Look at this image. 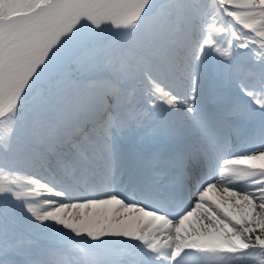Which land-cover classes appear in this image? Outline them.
Listing matches in <instances>:
<instances>
[{
	"label": "snow or ice",
	"instance_id": "obj_1",
	"mask_svg": "<svg viewBox=\"0 0 264 264\" xmlns=\"http://www.w3.org/2000/svg\"><path fill=\"white\" fill-rule=\"evenodd\" d=\"M0 264H264V0H0Z\"/></svg>",
	"mask_w": 264,
	"mask_h": 264
}]
</instances>
